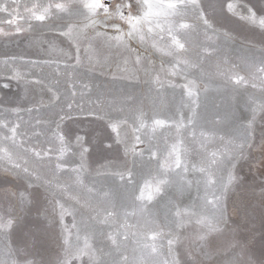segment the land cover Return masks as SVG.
Listing matches in <instances>:
<instances>
[{
	"label": "snow or ice",
	"instance_id": "obj_1",
	"mask_svg": "<svg viewBox=\"0 0 264 264\" xmlns=\"http://www.w3.org/2000/svg\"><path fill=\"white\" fill-rule=\"evenodd\" d=\"M225 6L228 13L238 16L240 21L259 30L261 36H264V11L258 14L246 5V11H239L237 4L227 0H115L111 4L105 3V0H49L47 5L38 3H33L31 7L24 5L23 15L20 12L19 0H11V8L6 4H0V13H6L8 17L0 21V24L9 26L7 29L0 27V36L31 30L36 24L43 26L54 19L64 20L56 31L60 37L66 39L68 48H60L55 41L41 40L36 44L40 48H44L45 43L48 45L46 51L49 59L44 63L50 67L55 65L54 72L57 77L67 74L71 98L77 96V83L74 77L84 66V57L80 54L82 41L88 43V47L83 50L88 59L89 71L94 70L96 65L92 63L93 56L99 53V49L93 47L94 42H99L108 49L115 48L117 51L132 53L135 50L131 47V43L135 41L141 48L150 46L162 56L172 57L173 62L169 67L165 68L162 62L159 73L150 82L149 93L155 92L156 97L159 98L162 95L161 90L167 86L172 89H182L184 96L187 97L186 100L182 98L176 115L168 119L153 116L149 122L143 108H137L133 122L134 144L131 149L126 145L125 153L131 151L143 163L145 150L136 152V145L147 141L146 151L149 162L156 160L157 168L153 179L145 180L142 186L136 183V174L132 170L115 173L124 186H132L127 197V203L133 209L131 212L123 204L118 207L111 190L102 192L94 184L84 182L83 174L86 171L84 157L89 149L83 146L81 137H76V143L81 149V163L77 167H70L63 160L68 143L67 133L61 130L59 122L53 121L56 123V128L50 130L52 139L49 143L55 144L56 147L38 149L35 146H27V141L24 139L27 133L21 131L20 122L0 120V168L16 174L22 172L37 186H44L53 195L59 193L62 199H57L55 203L60 209L61 223L63 224L65 216L72 217L76 243L73 244L68 237H65V258L62 264H75L77 261L80 264H182L176 252V246L180 243L176 229L184 227L185 217L196 216L197 223L207 230L197 234L201 241L206 240L212 232L222 231L219 223L223 219V200L236 180L235 164L245 156L247 149L258 147L264 152V132L261 133L259 145L253 143L252 134L257 113H264V99L258 101L254 96L249 97L248 101L252 113L251 120L241 123L235 134L227 138L220 136L221 146L211 152L207 151V143L215 141L217 130L208 129L205 123L201 122L202 117L198 111L201 106L200 85L197 80L188 76L189 70L199 68V64L185 57L184 54L189 50L188 40L185 37L191 32L202 34L206 39H211L209 33L217 35L215 25L220 23ZM21 20L26 21V27L21 25ZM189 20L192 23H189ZM110 21L112 23H109ZM108 28L112 29L111 34L107 31ZM223 36L225 39L231 38L228 32H224ZM3 63L8 65L9 61L5 60ZM124 63L127 65L128 58H125ZM133 63L142 67L150 61L137 53ZM242 63L246 68L256 69L252 76V87H259L264 92V44L256 49V54L245 57ZM218 74L224 77V82L217 91L226 90L229 85L239 86L248 83L244 76L236 72ZM177 76H180L184 83L174 82L172 78ZM9 78L17 81L26 78L25 73L15 67L14 58ZM30 83L40 84L42 81L37 79ZM56 83L59 81L57 80ZM82 87L88 89L87 84ZM203 91L205 93L208 91L207 86ZM48 92L50 93L48 103L44 105L41 101L42 106L59 107L60 112L55 113L59 121H63L66 117L71 118L69 113L73 104L66 103V108L69 110L66 112L64 106L58 104L61 98L58 89L49 87ZM80 95L83 96L84 93L81 91ZM134 100L132 96H106L103 93L97 97L98 106L107 104L113 108V111L121 112L125 105ZM142 103L139 102L140 105ZM185 108L187 115L184 112ZM11 111L17 114L19 120V110ZM28 111L32 112L33 109ZM61 112L63 114H60ZM97 118L105 119V116L99 115ZM37 123L41 121L37 120ZM212 123L218 125L221 121L214 119ZM127 124L126 118H107V126L116 134L117 143L123 142L121 128ZM165 128L168 130V135L164 137L162 152L159 144H154V141L158 130ZM197 131L199 137L196 136ZM185 133L199 142L201 150L205 152L204 158L198 163H192L191 166L187 159V150L183 147ZM34 134L41 133L34 132ZM168 136L172 137L171 143ZM224 169H227L226 179L217 178V173ZM189 172L199 174L195 181L197 189L203 186L204 204L214 210V215L209 218L206 209L197 212L193 207L185 208L183 211L177 209L171 216L165 213L161 221L151 213L148 205L157 198L167 195L168 189L174 185L181 193L190 188L192 181L185 179ZM97 174L102 173L98 171ZM149 174H152L151 169ZM66 177L71 183L66 182ZM209 196L212 198L209 199ZM64 201H72V203L67 204ZM101 204L108 206L101 207ZM82 209L89 215L84 216L81 213ZM78 213H80L79 222H77ZM129 216H139L143 222L137 220L135 224L129 223ZM118 221H120L119 225L114 230L101 229L99 232L101 239L97 240L96 225L113 229ZM12 226V219L0 217V235L10 230ZM64 230L70 231L67 226H64ZM130 236L133 238V243L129 249L124 242L128 241ZM28 254L26 248L18 249L13 253L5 243L0 248V264H33L27 259ZM186 254L191 264H205V260L194 258L193 250H186ZM203 255L206 258L213 255L222 256L223 259L215 261V264H255L253 260L246 258V246L236 240L228 241L223 248L203 251Z\"/></svg>",
	"mask_w": 264,
	"mask_h": 264
},
{
	"label": "rangeland",
	"instance_id": "obj_2",
	"mask_svg": "<svg viewBox=\"0 0 264 264\" xmlns=\"http://www.w3.org/2000/svg\"><path fill=\"white\" fill-rule=\"evenodd\" d=\"M19 2L20 12L23 15L24 5L29 7L33 3L47 5L49 0H19ZM113 2L115 0H105L108 4ZM227 2L237 4L239 11H246V5L259 14V0H227ZM0 4H6L11 8V0H0ZM7 18L6 13H0V21ZM188 22L192 23L191 20ZM20 23L26 27V21L21 20ZM63 23L64 20L54 19L43 26L36 24L31 30L0 36V120L20 122L21 131L27 133L24 137L27 146H35L38 149L56 147L55 144L49 143L52 139L50 130L56 128V123L53 121L59 122L61 130L67 133L68 143L63 160L70 167H77L81 163V149L76 143V137H81V143L89 149L84 157L86 167L83 174L84 182L94 184L102 192L111 190L118 207L123 204L131 212L133 209L127 203V197L132 186H124L115 173L132 170L136 174V183L141 186L145 180L153 179L157 161L149 162L146 151L147 141L136 145V152L145 150L143 163L131 151L126 154L125 146L131 149L134 144L133 122L138 107L143 108L146 118L151 122L153 116L161 119L174 117L182 98L187 99L182 89H172L167 86L161 90L162 95L159 98L156 97L155 92L149 93L150 82L159 73L162 62L167 68L173 62V58L162 56L150 46L141 48L135 41L131 43V47L135 50L132 53L117 51L115 48L108 49L99 42H94L93 47L99 49V53L93 56L92 63L96 65L94 70L89 71L88 59L83 50L88 47V43L82 41L80 54L84 57V66L74 77L77 83V96L71 98L67 74L57 77L54 72L55 65L50 67L44 63L49 59L46 51L48 45L45 43L44 48H40L36 44L41 40L55 41L60 48H68L69 44L66 39L60 37L56 31ZM0 27L7 29L9 26L0 24ZM215 27L217 35L209 33L211 39H206L196 32L189 33L185 37L188 40L189 50L184 54L189 61L199 64V68L189 70L188 76L190 79L197 80L200 85L201 106L198 111L202 117L201 122L205 123L206 128L217 130L215 141L207 143L208 152L221 146L220 136L227 138L235 134L241 123L251 120L249 97L254 96L258 101L264 99V92L259 87H252V76L256 69L246 68L242 63L245 57L256 54V49L259 48V30L249 27L240 21L238 16L228 13L226 6L220 23ZM107 31L112 33L111 28ZM224 32H228L231 38L225 39ZM208 45L211 47H207ZM206 47L207 51H205ZM137 53L148 58L150 63L142 67L134 65ZM13 58L15 67L25 73L24 80L17 81L9 78ZM125 58H128L127 65L124 63ZM5 60L9 61L8 65L3 63ZM29 61L36 63H28ZM220 72H236L244 76L248 83L239 86L229 85L226 90L217 91V88L224 82V77L218 74ZM161 75L163 76L162 73ZM37 79L42 83H30ZM172 79L176 83H184L180 76ZM57 80L59 83H56ZM84 84L88 85V89L82 87ZM205 86L208 89L206 93L203 91ZM49 87L58 89L61 97L58 104L64 106V111H69L66 108L67 102L73 104L69 113L71 118L66 117L63 121H59L58 116L55 115L60 112L59 107L42 106L41 101L44 105L48 103ZM81 91L84 93L83 96L80 95ZM101 93L106 96H132L135 100L125 105L122 112L113 111V108L107 104L102 107L98 106L97 97ZM140 101L143 102L142 105L139 104ZM13 109L19 110V120L17 114L11 111ZM28 109H33V111L29 112ZM184 112L187 115L186 108ZM99 115H104L105 119H98ZM108 117L127 119L128 124L121 128L122 143L116 142V134L107 126ZM214 119H219L221 123L213 124ZM37 120L41 123L38 124ZM34 132L41 134L35 135ZM262 132H264V113H257L252 132L255 145H259ZM155 135L154 144L158 143L163 152L164 137L168 135V130L160 129ZM196 136L199 137V131ZM168 139L171 143L172 137L168 136ZM183 147L187 150L190 166L192 163H198L205 156L200 143L194 141V138L187 133L183 137ZM150 169L151 175L149 174ZM98 171L102 174L98 175ZM226 172L227 169L221 170L217 173V178L226 179ZM234 174L236 180L223 200V219L219 223L221 232H212L206 240H199L197 234L207 230L197 223L196 216L185 217L184 227L176 229L180 236L176 252L182 264H191L186 254V250L189 249L193 250L194 258L205 260V264H215V261L222 260L223 257L213 255L206 258L203 251L223 248L231 240L239 241L246 246V258L253 260L255 264H264V248L261 250L263 255L259 254V225L264 226V152L258 147L247 149L245 156L235 164ZM198 177V173L189 172L185 179L192 181L191 187L182 193L175 185L170 187L167 195L157 198L148 205L151 213L162 221L165 213L171 216L177 209L183 211L185 208L194 207L197 212L206 209L207 216L211 218L214 210L204 204V188L201 185L198 190L195 183ZM65 180L71 183L68 177ZM57 199H62L59 193L53 195L44 186H37L22 172L16 174L0 168V217L13 220L12 228L0 235V248L5 243L9 245L13 253L18 249L26 248L29 253L27 259L33 264H62L65 258V237H68L73 244L76 243V239L75 229H72V217L65 216L63 224L60 221V209L55 203ZM64 202L72 203V201ZM100 206L107 207L108 205L101 204ZM81 213L84 216L89 215L83 209ZM79 220L80 213L77 214V222ZM137 220L143 222L139 216L128 217L129 223L135 224ZM119 222L113 226V229L96 225L97 240L101 239L99 236L101 229L114 230ZM64 226H67L70 231H65ZM124 243L130 249L133 238L130 236L129 240ZM105 247L107 250V245ZM164 251L166 255V247ZM14 258L23 259L22 257ZM75 264H80V262L77 261Z\"/></svg>",
	"mask_w": 264,
	"mask_h": 264
},
{
	"label": "crops",
	"instance_id": "obj_3",
	"mask_svg": "<svg viewBox=\"0 0 264 264\" xmlns=\"http://www.w3.org/2000/svg\"><path fill=\"white\" fill-rule=\"evenodd\" d=\"M261 11H264V0H259V13H261ZM262 44H264V36H261L259 32V47ZM259 232V254L263 255L261 250L264 248V226L259 225Z\"/></svg>",
	"mask_w": 264,
	"mask_h": 264
}]
</instances>
